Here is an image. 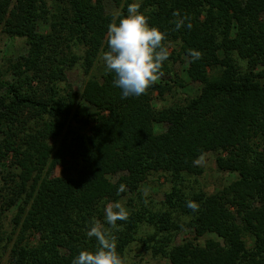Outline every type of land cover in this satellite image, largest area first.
Segmentation results:
<instances>
[{
    "label": "trees",
    "instance_id": "obj_1",
    "mask_svg": "<svg viewBox=\"0 0 264 264\" xmlns=\"http://www.w3.org/2000/svg\"><path fill=\"white\" fill-rule=\"evenodd\" d=\"M108 1L124 15L140 3L148 24L165 33L164 45H180L144 95L122 98L106 68L79 95L58 84L78 62L87 74L107 51L116 13ZM185 16L191 30H177ZM0 24L27 46L0 66V249L12 243V264H71L80 250H95L88 228L95 221L110 228L104 207L123 198L129 216L112 231L125 264L134 242L166 264H264V0H0ZM189 49L202 58L190 62ZM182 55L187 77L200 83L194 96L173 90L184 87L173 66ZM166 95L169 104L153 106ZM79 97L92 107L85 117ZM70 118L86 130L69 129ZM207 152L219 171L236 175L215 192L196 178L203 168L193 161ZM67 157L76 174L53 176ZM157 172L172 177L161 200L140 189ZM185 229L193 237L177 242ZM206 234L215 238L199 242Z\"/></svg>",
    "mask_w": 264,
    "mask_h": 264
},
{
    "label": "clouds",
    "instance_id": "obj_2",
    "mask_svg": "<svg viewBox=\"0 0 264 264\" xmlns=\"http://www.w3.org/2000/svg\"><path fill=\"white\" fill-rule=\"evenodd\" d=\"M138 2L128 4L127 15L116 12L111 22L107 25L106 43L107 51L102 54L106 69L115 74L114 85L121 89L122 98L138 97L147 93L148 89L162 76L163 62L170 56L169 49L164 45L165 33L156 26L148 24V18L139 11ZM174 17H179L178 11H173ZM185 20L188 23L185 25ZM176 29L192 28L190 18L177 19ZM188 56L191 61L202 58V53L189 49ZM204 162L201 155L193 161L200 166ZM126 190L121 184L117 189L118 194ZM148 195L147 191L143 193ZM186 207L193 212L199 210V204L188 200ZM104 216L110 228L95 221L88 228V238H95V250L82 249L72 260L71 264H125V260L117 252L116 236L113 229L120 231L117 221H126L129 213L120 202H109L104 207Z\"/></svg>",
    "mask_w": 264,
    "mask_h": 264
},
{
    "label": "rangeland",
    "instance_id": "obj_3",
    "mask_svg": "<svg viewBox=\"0 0 264 264\" xmlns=\"http://www.w3.org/2000/svg\"><path fill=\"white\" fill-rule=\"evenodd\" d=\"M106 10L107 11H115L118 12L120 10V6L113 5L112 2H106ZM39 29L41 31L47 30V25L40 22ZM169 51L175 50L179 52L180 45L178 42H170L168 44ZM27 50V46L25 41L22 38H10L2 31V25L0 24V66L4 69L8 68V66L17 61L20 55L25 54ZM103 50H100L98 55L95 58L93 66L90 68L87 74H84L79 62L72 66L70 69L66 70L65 75L61 82H59V86L66 89L77 92L78 95L81 93L83 85L89 77H97L100 78L105 71V64L102 60ZM174 72L176 73L177 78L182 79L184 83V87L175 86L173 90H175V95H185V96H194L198 93L200 89V83L196 81H191L186 75V67H187V59L184 55L181 56L179 61L174 63ZM172 101V97L166 95L164 99L154 98L152 103L154 107L161 108L169 104ZM92 111V107L87 104L80 97L78 98V107L77 112L79 116L85 117ZM69 129L76 130H86L80 123L76 122L73 118L68 120ZM161 127L156 130L159 131ZM68 130V129H67ZM65 129L63 130V133ZM70 132H67V140H69ZM62 138L59 137L56 144ZM204 162L200 167L203 168V172L197 178L198 184L202 186L207 192H215L222 188L224 185L230 183L236 178V175L231 172L219 171L215 166V153L207 152L203 155ZM10 158V157H9ZM11 159V158H10ZM69 158H66V162L62 166H56L53 171V176L58 175H75L77 170V165L73 163V161H69ZM9 163V162H7ZM7 171V169H6ZM112 180L116 178L110 176ZM172 185V177L167 172H157L150 174L146 180L140 185V189L144 193V191L148 192V195L145 197H152L156 200L163 199V194L166 192L169 187ZM128 211L129 208L125 205V199L119 201ZM12 212L7 213V217H4V224L9 230V219ZM193 233L187 229L183 232L179 233L176 236L177 242H181L186 238H192ZM215 238L213 234H206L204 238L198 239L199 242H203L205 238ZM34 241L35 238L33 237ZM12 243H9L6 248L0 249V264H12L10 258V247ZM126 263L127 264H166L167 260L162 259L160 257H153L151 251L145 249L144 245L139 242H134L129 246V248L125 252Z\"/></svg>",
    "mask_w": 264,
    "mask_h": 264
}]
</instances>
